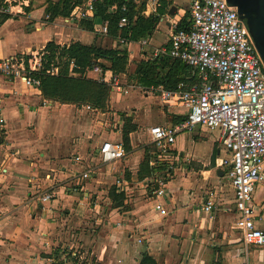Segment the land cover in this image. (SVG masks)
I'll use <instances>...</instances> for the list:
<instances>
[{"label":"crops","instance_id":"obj_1","mask_svg":"<svg viewBox=\"0 0 264 264\" xmlns=\"http://www.w3.org/2000/svg\"><path fill=\"white\" fill-rule=\"evenodd\" d=\"M31 3L11 2V11L0 13V60L40 54L51 40L60 45L77 41L101 45L109 40L106 35V39L98 37L104 23L94 17L47 21L46 4ZM0 5L6 7L8 2L0 0ZM150 5L147 0L144 14L157 15L150 13ZM167 14L151 36L150 48L138 42L125 45L130 61H152V48L168 41L175 21L168 20ZM86 20H93V32L84 29ZM45 28L51 31L45 33ZM36 30H43L38 47L32 38ZM158 31L167 35L159 45L154 40ZM91 74L99 73L87 72L89 78L97 79ZM100 75L106 82L113 77L109 71ZM134 91L140 104L127 103ZM117 94L123 100L114 104ZM154 100L168 108L172 124L175 117L184 118L182 106L163 104L136 88L128 94L113 92L111 109L120 113L97 144L95 132H87L90 124L80 117L88 110L85 105L46 100L38 88L0 77V117L4 119L0 129L5 135L0 145V264H86L90 257L98 264H139L144 253L155 264H264V247L246 246L234 228L237 213L231 188L230 194L225 193L230 187L222 167L227 152L219 130L198 127L200 133L192 139L180 136L184 132L178 134L161 160L151 162L157 168L154 173L139 179L146 148L141 149L137 140L144 138L149 125L163 124L165 119L163 111L154 108ZM123 114L137 125L130 133L131 150L124 160L102 171L97 152L104 142H122ZM201 139L208 140L207 146ZM76 155L83 161L76 162ZM88 167L94 170L92 177L81 179ZM106 180L113 182L104 190L101 183ZM153 183L157 187L151 190ZM112 187L125 196L118 208L109 197ZM160 188L163 197L155 193ZM49 193L52 198L43 201ZM209 198L215 202L211 213L201 209ZM252 202L255 225L264 230V182L257 186Z\"/></svg>","mask_w":264,"mask_h":264},{"label":"built area","instance_id":"obj_2","mask_svg":"<svg viewBox=\"0 0 264 264\" xmlns=\"http://www.w3.org/2000/svg\"><path fill=\"white\" fill-rule=\"evenodd\" d=\"M4 1L8 5H0V13L11 11L9 4L14 0ZM99 1L83 0L74 7L70 18L94 17ZM150 1V13L156 14L161 0ZM189 12L190 26L178 30L177 23H171L168 41L152 48L151 58L167 55L180 60L196 74V82L181 81L174 90L161 85L143 87L138 84L122 89L118 77L113 76L110 84L119 93L128 94L131 88H136L144 96L158 98L166 105L178 104L185 109L179 123L150 128L151 142L161 151L159 158L162 153L165 155L180 133L198 127L220 131L227 152L222 167L234 194L237 213L234 228L241 233L246 246L264 247V230L255 225L252 202L257 186L264 182V62L237 7L228 0H189ZM127 26V18L122 17L119 28ZM101 33L108 35L107 23L103 24ZM150 38L141 39L139 45L150 48ZM119 43L133 42L119 37ZM41 66L39 53L3 59L0 60V77L20 79L25 85L38 88L40 81L33 73ZM91 71L103 73L99 67ZM3 124L4 119L0 117V126ZM97 156L103 165L111 166L122 160L126 151L122 142L107 141L99 148ZM74 160L82 162L83 158L76 155ZM93 173L94 170L88 167L80 178L90 179ZM155 193L158 197L165 195L163 188ZM52 196L46 194L42 200L48 201ZM214 208L215 202L211 198L201 207L207 213ZM157 210L163 215L166 213L160 205Z\"/></svg>","mask_w":264,"mask_h":264},{"label":"trees","instance_id":"obj_3","mask_svg":"<svg viewBox=\"0 0 264 264\" xmlns=\"http://www.w3.org/2000/svg\"><path fill=\"white\" fill-rule=\"evenodd\" d=\"M31 1V0H30ZM83 0H46L45 16L47 21L56 18H68L75 6L82 4ZM147 0H100L95 5L94 18L108 25V35L113 39L125 37L130 42L137 43L143 38H148L155 32L160 19L171 8L169 0H161L157 15L146 16ZM5 17H9L8 15ZM122 17L128 20V26L119 28ZM189 17V18H188ZM84 29L94 31L93 20H86ZM190 26V12L177 22V29H187ZM116 47H104L96 43L83 44L72 42L70 45H60L53 40L47 42L41 51V69L33 73L40 81L38 89L46 100H53L62 104L82 105L89 103L92 109L105 110L110 99L111 84L104 80L92 79L87 72L95 67L102 72H111L113 76L127 73L129 65V50L123 45ZM57 70V73L55 72ZM138 85L150 87L161 85L166 89L174 90L181 81L196 82L197 76L192 69L180 60L164 55L152 61H141L131 74ZM125 119L122 130V142L125 151L131 150L130 133L137 130V125L132 123L129 116ZM180 117H175L173 124L180 122ZM5 142L4 131L0 129V145ZM153 148L146 147L144 159L139 169V179L150 177L157 169L151 166L154 160L159 158L161 151L154 143ZM109 197L113 207L122 206L124 193L112 187ZM155 260L144 253L139 264H155Z\"/></svg>","mask_w":264,"mask_h":264},{"label":"rangeland","instance_id":"obj_4","mask_svg":"<svg viewBox=\"0 0 264 264\" xmlns=\"http://www.w3.org/2000/svg\"><path fill=\"white\" fill-rule=\"evenodd\" d=\"M32 1V5L34 6H39L40 2L46 4V0H31ZM170 3H171V8L173 6L177 7V10L175 11L174 15H170V14H167V19L168 20H173L175 22H178L185 14L186 12L189 13V0H169ZM20 2H22V0H14L12 1V4H15V5H20ZM30 4V6H31ZM25 10V8H24ZM179 10H183V12L179 11ZM169 13V11H168ZM182 14V16H181ZM189 18V17H188ZM46 31L45 33H49L51 31V29H48V28H45ZM28 33V31H26ZM40 32H43V30L41 31H34L33 35H32V38H33V43H34V47H38V44L41 42V39H39V37L41 36L42 37V34ZM98 37H102L104 39H106V36L105 35H102V34H98ZM107 38L109 40H106L105 42L101 43L102 46L104 47H116V46H121V47H124L123 45H121L119 43V39H113L111 36H107ZM155 44L159 45V44H162L163 42H165V40H167V35L163 36L161 34V31H158L155 35ZM104 44V45H103ZM114 45V46H113ZM130 58V57H129ZM136 65H137V61L136 60H132L130 61L129 59V65H128V71L126 74L124 75H118L119 78H118V84L120 85V87L122 89H127L128 87L134 85V84H137L136 80H134L132 77H131V74L132 72L134 71V69L136 68ZM92 77H97L98 80H101V78H103L102 75L100 74H91ZM114 86L111 85V93H110V99L108 101V104H107V108L105 110H97L95 109L96 111H99V113L97 112H91L90 110H85L83 113L80 114V117L84 118L82 119L83 120H86V122H88L90 124V130H87V132L89 134H91V132H95L94 133V139L97 141L96 143L97 144H100V142L103 140L102 136H103V133H105L106 130H110L112 129V127H110L112 124H114L116 121H115V118H116V115H118L120 112L116 111L115 109H111V95L112 93L116 92V89L113 88ZM130 98L128 100L127 103H136V104H140L141 102V98L139 99V96L137 94L136 91L134 92H131L130 94ZM115 102L114 104H117L118 102H121L123 100L122 96L120 95H115ZM60 103V102H59ZM62 104V103H61ZM153 106L156 110H162L164 115H165V119H164V122L163 124L160 123L161 125L163 126H166V125H172V122H170V119L172 118V116L170 117L171 113L169 112L168 108L165 107V106H162L161 104H159V101L157 100H154L153 102ZM82 105H85V106H89V103H84ZM137 106V105H135ZM104 113V114H103ZM116 114V115H115ZM166 117L168 118V120L166 119ZM142 120V118H141ZM122 122H123V126H122V130L124 128V125H125V119L122 117ZM107 124V125H106ZM159 124V125H160ZM153 127V125H149V129L147 128V130H144V138L142 139V137H139V145L142 148H146V147H150V149L153 148V144L151 142V139H150V133H149V130L150 128ZM107 132V131H106ZM203 132V131H202ZM196 133H200V130L199 128H196L195 130L193 131H186L184 132L183 134H180V136L184 135L187 139H192L193 138V135H195ZM205 133V132H204ZM208 134L207 135H211V132H207ZM216 134V133H214ZM203 135V133L201 134ZM75 140V138H72V142ZM87 140H89L87 138ZM94 140V141H95ZM201 141H204L206 142V146H207V143H208V140H204V139H201ZM124 160V159H123ZM114 165V164H113ZM112 165V166H113ZM101 168L102 171H104V169H107L106 167H109V166H106L105 164L103 165V163H99V165ZM113 169V167H112ZM128 170V169H126ZM115 177H118V175L115 174ZM116 179L114 180V183ZM111 182L113 181H108L107 180L104 182V183H101V184H104L103 185V189L106 190L110 185H111ZM225 182H227L225 180ZM157 187V183H153V185L150 187V189H156ZM227 191H225V193H231V190H230V187H227L225 188ZM94 231H97L96 229L92 228ZM80 251H82V249H80ZM86 264H98V262L94 261L91 259V257L89 258L88 262Z\"/></svg>","mask_w":264,"mask_h":264},{"label":"water","instance_id":"obj_5","mask_svg":"<svg viewBox=\"0 0 264 264\" xmlns=\"http://www.w3.org/2000/svg\"><path fill=\"white\" fill-rule=\"evenodd\" d=\"M237 7L241 19L246 23L257 50L264 62V5L263 0H228ZM177 7L173 6L169 12L174 15ZM255 14V15H253Z\"/></svg>","mask_w":264,"mask_h":264},{"label":"flooded vegetation","instance_id":"obj_6","mask_svg":"<svg viewBox=\"0 0 264 264\" xmlns=\"http://www.w3.org/2000/svg\"><path fill=\"white\" fill-rule=\"evenodd\" d=\"M263 5H264V0H263ZM253 15H255V14H253Z\"/></svg>","mask_w":264,"mask_h":264}]
</instances>
